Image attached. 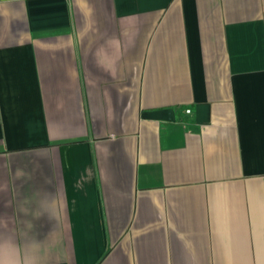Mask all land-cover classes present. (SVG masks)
I'll return each instance as SVG.
<instances>
[{"label": "crops", "instance_id": "obj_1", "mask_svg": "<svg viewBox=\"0 0 264 264\" xmlns=\"http://www.w3.org/2000/svg\"><path fill=\"white\" fill-rule=\"evenodd\" d=\"M0 235L264 264V0H0Z\"/></svg>", "mask_w": 264, "mask_h": 264}, {"label": "clouds", "instance_id": "obj_2", "mask_svg": "<svg viewBox=\"0 0 264 264\" xmlns=\"http://www.w3.org/2000/svg\"><path fill=\"white\" fill-rule=\"evenodd\" d=\"M46 251L38 240L0 235V264H42Z\"/></svg>", "mask_w": 264, "mask_h": 264}, {"label": "built area", "instance_id": "obj_3", "mask_svg": "<svg viewBox=\"0 0 264 264\" xmlns=\"http://www.w3.org/2000/svg\"><path fill=\"white\" fill-rule=\"evenodd\" d=\"M187 111V113L189 112V110H186Z\"/></svg>", "mask_w": 264, "mask_h": 264}]
</instances>
